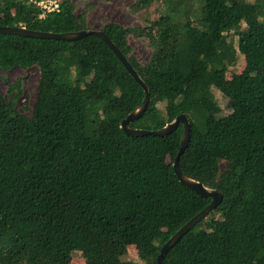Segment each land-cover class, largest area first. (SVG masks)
Listing matches in <instances>:
<instances>
[{
    "label": "trees",
    "instance_id": "16d2710c",
    "mask_svg": "<svg viewBox=\"0 0 264 264\" xmlns=\"http://www.w3.org/2000/svg\"><path fill=\"white\" fill-rule=\"evenodd\" d=\"M161 1L167 9L144 27L107 22L100 31L150 93L129 127L157 131L185 115L190 139L179 170L222 195L209 214L220 217L209 223L212 231L202 220L162 263L264 264V0H199L203 30L190 23L196 0ZM39 13L29 0H0V27L91 30L73 0H60L44 18ZM233 35L248 57L227 79L236 61ZM129 38L152 46L143 66ZM33 67L39 76L29 114L16 107L20 79L6 96L0 92V264H71L74 252L84 264H121L129 246L144 264H157L161 247L211 201L174 174L182 125L163 138L124 134L120 124L144 92L97 37L0 34V72ZM213 89L228 100L227 115Z\"/></svg>",
    "mask_w": 264,
    "mask_h": 264
},
{
    "label": "rangeland",
    "instance_id": "374dc122",
    "mask_svg": "<svg viewBox=\"0 0 264 264\" xmlns=\"http://www.w3.org/2000/svg\"><path fill=\"white\" fill-rule=\"evenodd\" d=\"M60 1V0H59ZM75 13L83 14L86 18L88 27L91 30H100L105 23L112 22L124 27H144L147 25L146 20L154 21L167 9L166 4L161 0L154 1L147 9H136L134 7L135 0H73ZM194 8V16L191 17L190 23L192 30H203V16L200 14V3L196 0ZM194 2V0H193ZM240 26L245 29L246 22L242 21ZM233 45L236 49V61L227 73L226 78L230 79L233 74H239L244 70L245 60L248 57L246 50L238 48L237 36L233 35ZM129 44L132 48V54L136 57L140 65H144L149 60L153 48L149 41L145 38H129ZM143 74L144 72L141 71ZM38 69L33 67L27 70L13 68L6 73L0 72V92L6 96L8 84L15 83L20 79V97L16 102V107L21 113L29 114V111L36 98V86L38 81ZM80 86V84H78ZM213 96L221 109V115L229 113L228 100L223 97L217 90L213 89ZM26 105V109L24 108ZM160 109L163 105L159 106ZM219 221V216H207L202 223L201 228L212 231L209 223L211 221ZM121 264H144L139 257L135 246L127 248L125 256L122 258ZM85 260L81 253L74 252L71 257V264H84Z\"/></svg>",
    "mask_w": 264,
    "mask_h": 264
},
{
    "label": "water",
    "instance_id": "95a60500",
    "mask_svg": "<svg viewBox=\"0 0 264 264\" xmlns=\"http://www.w3.org/2000/svg\"><path fill=\"white\" fill-rule=\"evenodd\" d=\"M0 34H11L15 36H21L26 38L34 39H45V40H59V41H79L88 36H94L101 39L113 52L122 66L126 69L128 74L134 79V81L139 84L144 92V99L142 103L133 110L128 116L121 122L120 128L125 135L131 137H142V136H155V137H166L167 135L174 132L179 125L183 127V134L180 141L179 150L176 154V157L173 161L172 167L174 174L181 184L186 186L188 189L194 191L198 196L211 199L209 205L205 207L201 212L195 215L190 221H188L183 227H181L170 239L161 247L159 255L157 257V264H163V256L172 249L179 240L186 235L195 225L204 220L210 213L214 212L217 206L222 202V195L216 190L209 189L194 180L193 178L183 174L179 170V159L180 156L186 150L189 139H190V124L188 118L181 114L177 116L172 122L165 125L163 128L157 131H149L142 129H133L129 125L141 118V116L147 110V107L150 103V93L147 86L142 80L138 72L132 67L125 55L111 42V40L100 30H87V31H78V32H67L61 34L54 33H44L39 31L27 30L24 27H0Z\"/></svg>",
    "mask_w": 264,
    "mask_h": 264
},
{
    "label": "built area",
    "instance_id": "2783aa9c",
    "mask_svg": "<svg viewBox=\"0 0 264 264\" xmlns=\"http://www.w3.org/2000/svg\"><path fill=\"white\" fill-rule=\"evenodd\" d=\"M30 3H33L38 10L39 18H44L46 14L58 11L60 1L59 0H29Z\"/></svg>",
    "mask_w": 264,
    "mask_h": 264
}]
</instances>
